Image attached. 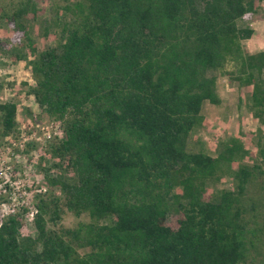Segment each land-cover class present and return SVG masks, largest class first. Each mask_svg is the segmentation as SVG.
<instances>
[{"label":"trees","instance_id":"16d2710c","mask_svg":"<svg viewBox=\"0 0 264 264\" xmlns=\"http://www.w3.org/2000/svg\"><path fill=\"white\" fill-rule=\"evenodd\" d=\"M37 1L1 0L0 25L59 135L36 151L34 234L25 208L0 218V264H264V51L236 23L261 0H50L47 19ZM37 21L54 45L37 48ZM218 72L260 127L210 155L187 145L203 103L221 102ZM16 111L0 103V139Z\"/></svg>","mask_w":264,"mask_h":264},{"label":"rangeland","instance_id":"374dc122","mask_svg":"<svg viewBox=\"0 0 264 264\" xmlns=\"http://www.w3.org/2000/svg\"><path fill=\"white\" fill-rule=\"evenodd\" d=\"M37 4L44 9L42 19H47L49 17L48 8L52 6V2L38 0ZM40 25L35 28L32 36L37 48L54 45L58 39L57 34L52 31L55 28L50 26L52 29L44 32L46 27L41 28ZM8 34L9 28L0 25V103L4 101L16 103L18 133L0 139V183L7 184L5 189H0V196L5 198L0 200V218L7 212L25 208L28 214L21 232L33 235L34 228L31 221L34 212L33 195L39 191L41 186V176L35 171L34 166L37 161L36 151L45 139L44 132L47 131L50 136L54 135L58 127L56 123L42 114H37L38 110L28 94V88L32 83L30 73L24 68L22 61L10 60L8 53L10 44L8 47L6 41ZM216 90L221 102L218 106L207 101L203 103L200 111L201 122L189 135L187 147L190 150L201 149L214 155L216 143L232 136L238 127L243 132H254L260 127V124L246 110L241 92L233 86L232 81L224 72L216 73ZM22 107L31 109L32 113L38 115L37 119L35 121L31 118V120H26V123L29 122L27 125L22 117ZM230 186L228 177H224L217 184L207 187L206 190L211 192L214 189L230 188ZM179 190L175 188L174 192H179ZM75 221L69 213L65 212L60 222L63 226H72Z\"/></svg>","mask_w":264,"mask_h":264},{"label":"crops","instance_id":"0c3cea01","mask_svg":"<svg viewBox=\"0 0 264 264\" xmlns=\"http://www.w3.org/2000/svg\"><path fill=\"white\" fill-rule=\"evenodd\" d=\"M258 6L254 15L236 21L238 27L250 28L253 31L250 38L242 41L248 53L264 51V0H261Z\"/></svg>","mask_w":264,"mask_h":264},{"label":"built area","instance_id":"2783aa9c","mask_svg":"<svg viewBox=\"0 0 264 264\" xmlns=\"http://www.w3.org/2000/svg\"><path fill=\"white\" fill-rule=\"evenodd\" d=\"M44 135H45V136H44L45 139H44V141L42 142L41 145H44L45 141L48 140V139H50V138L53 136V135L50 136V134H49L47 131L44 132ZM54 135H59L58 130H57L56 134H54ZM7 167H8V166H7ZM39 190H40V189H39Z\"/></svg>","mask_w":264,"mask_h":264}]
</instances>
